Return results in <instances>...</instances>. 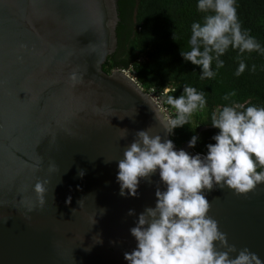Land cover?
Listing matches in <instances>:
<instances>
[{"label": "water", "instance_id": "95a60500", "mask_svg": "<svg viewBox=\"0 0 264 264\" xmlns=\"http://www.w3.org/2000/svg\"><path fill=\"white\" fill-rule=\"evenodd\" d=\"M118 21L116 0H0V264H128L136 248L130 229L165 186L157 171L136 197L121 196L117 162L138 130L171 133L146 93L102 69ZM73 70L83 74L75 86ZM189 141L172 142L199 154ZM45 179L41 207L33 189ZM204 195L228 244L264 261V183Z\"/></svg>", "mask_w": 264, "mask_h": 264}, {"label": "clouds", "instance_id": "9594fccd", "mask_svg": "<svg viewBox=\"0 0 264 264\" xmlns=\"http://www.w3.org/2000/svg\"><path fill=\"white\" fill-rule=\"evenodd\" d=\"M197 7L205 14L203 23L191 25L190 49L181 51V55L199 66L201 79L215 77L214 61L216 69L224 67L220 57L229 47L240 53L262 51L260 43L242 30L237 0H198ZM245 68L241 61L236 75ZM68 79L75 86L83 82V74L73 70ZM166 103L176 110L175 117L162 124L171 133L188 124L193 113L204 109L206 99L195 87L185 86L182 95H169ZM211 124L219 133L212 137L215 143L206 146L204 156L175 150L171 140L162 141L160 135H150L148 130H138L124 150L117 162L116 177L121 196L127 190V195L136 197L140 181L151 182L150 177L157 171L165 186L164 190L157 186L155 206L146 207L130 229L137 245L124 253L128 264H264L248 248L237 250L228 244L226 233L208 216L211 204L204 195L216 187L246 195L264 183V170L258 171L264 169V106H224L212 115ZM197 139L193 136L188 147H194ZM34 169L38 170V163ZM53 170L55 165L50 164L49 171ZM84 174L83 170L78 172L81 178ZM47 183L46 179L37 180L34 185L41 207ZM70 201L71 197L66 203ZM133 214L130 209L128 215Z\"/></svg>", "mask_w": 264, "mask_h": 264}, {"label": "trees", "instance_id": "16d2710c", "mask_svg": "<svg viewBox=\"0 0 264 264\" xmlns=\"http://www.w3.org/2000/svg\"><path fill=\"white\" fill-rule=\"evenodd\" d=\"M116 4L117 46L103 64V71L133 67L146 88L169 86L174 88L173 96L178 97L185 86H191L205 94V108L193 113L188 124L171 131L177 147L195 136L199 127L212 125V115L224 106H264V0H237L242 30L260 43L262 51L240 53L229 47L220 57L224 67L216 69L213 62L217 74L211 79H201L199 66L181 55V51L190 49L191 25L203 23L205 14L198 10V0H116ZM241 61L246 68L237 76ZM233 92L235 95H230ZM218 133L217 128L201 132L192 149L206 155V146L215 143L212 137Z\"/></svg>", "mask_w": 264, "mask_h": 264}, {"label": "built area", "instance_id": "2783aa9c", "mask_svg": "<svg viewBox=\"0 0 264 264\" xmlns=\"http://www.w3.org/2000/svg\"><path fill=\"white\" fill-rule=\"evenodd\" d=\"M114 71L123 73L127 78L135 83L141 91L146 93V95L157 106V108L160 110L167 121L175 117L176 110L166 103L167 97L169 95L173 96L174 88L169 86H150L147 88L144 87L138 81L137 74L135 73L133 67H129L127 69H113L112 72Z\"/></svg>", "mask_w": 264, "mask_h": 264}, {"label": "rangeland", "instance_id": "374dc122", "mask_svg": "<svg viewBox=\"0 0 264 264\" xmlns=\"http://www.w3.org/2000/svg\"><path fill=\"white\" fill-rule=\"evenodd\" d=\"M201 113V112H200Z\"/></svg>", "mask_w": 264, "mask_h": 264}]
</instances>
